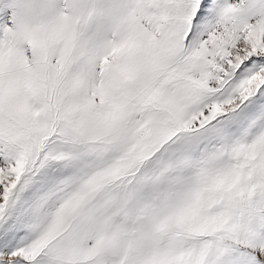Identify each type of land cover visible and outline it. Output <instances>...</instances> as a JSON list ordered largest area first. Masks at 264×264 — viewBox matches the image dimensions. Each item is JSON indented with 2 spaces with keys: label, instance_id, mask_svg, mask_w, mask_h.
Segmentation results:
<instances>
[{
  "label": "snow or ice",
  "instance_id": "snow-or-ice-1",
  "mask_svg": "<svg viewBox=\"0 0 264 264\" xmlns=\"http://www.w3.org/2000/svg\"><path fill=\"white\" fill-rule=\"evenodd\" d=\"M0 264H264V0H0Z\"/></svg>",
  "mask_w": 264,
  "mask_h": 264
}]
</instances>
